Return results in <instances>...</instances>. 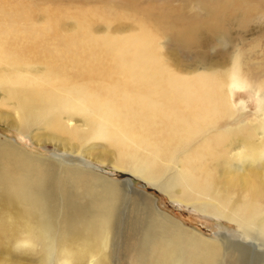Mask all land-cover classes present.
I'll return each mask as SVG.
<instances>
[{"label":"bare ground","instance_id":"bare-ground-1","mask_svg":"<svg viewBox=\"0 0 264 264\" xmlns=\"http://www.w3.org/2000/svg\"><path fill=\"white\" fill-rule=\"evenodd\" d=\"M29 5L0 2L1 104L17 112L16 129L41 128L80 144L104 139L118 168L151 180L177 167L166 185L179 186L172 197L210 202L221 218L264 235V193L255 186L232 192L220 178L238 134L254 148V128L219 124L232 113L225 85L233 72L178 73L159 42L176 28L190 53L203 45L204 32L221 37L231 20H264V0H128L116 2L119 12L48 8L41 23ZM113 18L132 19L135 31H93L97 21L107 28ZM76 118L85 130L70 124ZM152 198L126 195L78 159L37 157L0 140V241L26 244L40 264L54 256L64 264H109L113 256L102 251L108 244L118 264H245L247 249L234 253L201 238L154 209Z\"/></svg>","mask_w":264,"mask_h":264},{"label":"rangeland","instance_id":"rangeland-1","mask_svg":"<svg viewBox=\"0 0 264 264\" xmlns=\"http://www.w3.org/2000/svg\"><path fill=\"white\" fill-rule=\"evenodd\" d=\"M2 1L20 0H0V2ZM24 1H27L32 6L29 5L31 8H36L34 22L41 23L45 19L44 9L74 10L106 8L107 6V9L119 12L123 8L117 6L116 2L124 3L128 0ZM173 4L176 5L177 2ZM189 13H194L197 17L200 16L197 8L189 9ZM197 19L200 20L201 18ZM72 26L73 21H65L64 27L66 29H70ZM106 29L118 34L129 33L135 31V25L130 18H113L107 28L101 20L93 25V31L98 34ZM176 30L173 28L169 32L170 35H174ZM171 41L172 39L170 40L168 36H162L159 42L162 50L167 51V61L174 64L172 68L176 72L188 76L204 71L213 72L211 70H231L233 72L234 77L232 78L233 81H230L231 85L230 83L225 85L232 113L229 117L221 119L219 124L231 131L234 130L232 127L235 128L240 125L244 129L254 128L255 133L251 138L254 148L250 149L244 144V140L249 138H244L243 134H238L234 141H238L239 144L230 151L226 158V168H223L220 178L224 185H234L229 187L232 192L238 189L239 192L246 193L244 191L249 186H255L260 190V193H264V20L260 22L231 20L228 29L221 37H211L208 32H204L203 45L192 47L190 53L183 50L181 45H172ZM165 46L167 50H164ZM3 99L4 95L0 90V140L10 141L26 153L37 157L51 158L55 161L78 159V163L84 168L119 184L126 195L141 197V200L149 196L153 197L151 206L154 209L163 215L167 214L174 223L196 233L201 238L226 245L225 248L231 245L234 253L236 252L235 247L247 249L249 253L245 264L264 263V235L259 228H255V231L253 229V232L250 233L249 230L243 229L233 220L231 221L226 217L221 218L222 216L214 213L210 209V202L198 200L185 203L179 198L171 196L180 191L178 185L166 186L169 185L168 179L177 171V167H170L162 178L151 180L135 175L131 170L118 168L115 165V148L104 139L90 140L80 144L75 140L68 139L64 134L53 133L41 128H32L28 132H20L15 128L19 122L17 112L10 106L2 105ZM81 123L80 118L70 121L73 126H80L81 129L85 130V126H82ZM215 130L214 128L210 131ZM207 137L208 133H203L186 149L181 150L178 155L184 154L185 151L196 146L199 141ZM234 198H236V194H231V199ZM261 204L264 207V201ZM7 240L0 241V264H40L38 256L32 255L31 251L34 250L30 251L26 244H23L24 246L18 245L16 242ZM114 248L113 245L108 244L102 250L103 254L110 253L113 256V260L110 259L112 263L109 264H118ZM64 263L55 256L50 262V264Z\"/></svg>","mask_w":264,"mask_h":264},{"label":"water","instance_id":"water-1","mask_svg":"<svg viewBox=\"0 0 264 264\" xmlns=\"http://www.w3.org/2000/svg\"><path fill=\"white\" fill-rule=\"evenodd\" d=\"M173 36V40H172V44H174L175 46H180V41H179V39H178V37H177V35L176 34H174V35H172Z\"/></svg>","mask_w":264,"mask_h":264}]
</instances>
